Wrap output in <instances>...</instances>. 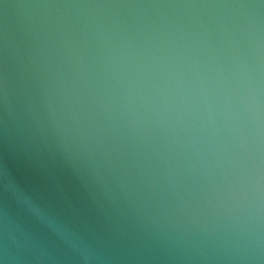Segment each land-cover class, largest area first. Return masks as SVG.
Returning <instances> with one entry per match:
<instances>
[{"label":"water","instance_id":"obj_1","mask_svg":"<svg viewBox=\"0 0 264 264\" xmlns=\"http://www.w3.org/2000/svg\"><path fill=\"white\" fill-rule=\"evenodd\" d=\"M0 264H264V0H0Z\"/></svg>","mask_w":264,"mask_h":264}]
</instances>
